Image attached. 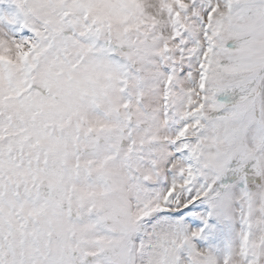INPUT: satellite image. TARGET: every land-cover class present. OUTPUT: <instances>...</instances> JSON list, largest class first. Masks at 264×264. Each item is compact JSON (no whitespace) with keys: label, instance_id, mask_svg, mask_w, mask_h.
<instances>
[{"label":"snow or ice","instance_id":"obj_1","mask_svg":"<svg viewBox=\"0 0 264 264\" xmlns=\"http://www.w3.org/2000/svg\"><path fill=\"white\" fill-rule=\"evenodd\" d=\"M0 264H264V0H0Z\"/></svg>","mask_w":264,"mask_h":264}]
</instances>
